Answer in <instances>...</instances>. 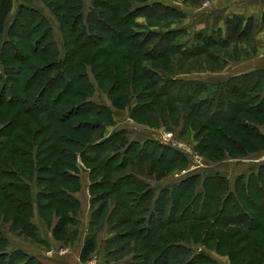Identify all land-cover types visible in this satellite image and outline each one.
Instances as JSON below:
<instances>
[{
    "label": "trees",
    "instance_id": "1",
    "mask_svg": "<svg viewBox=\"0 0 264 264\" xmlns=\"http://www.w3.org/2000/svg\"><path fill=\"white\" fill-rule=\"evenodd\" d=\"M73 1L76 3L73 8L74 17L72 23L69 24L76 35L71 39L72 42L65 41L66 51L64 57H61L58 49L55 52L47 49L48 46L39 49V45L46 40V37L49 38L51 34L54 36L52 26L49 27L50 30L45 28V31L48 30L47 33H42L39 37L34 38V42L31 44L33 51L28 52V54L25 53L21 46L22 40L28 35L32 36L39 28L46 27L48 21L36 8L21 4L8 30H6L7 20L13 11L14 1L0 0V108H8L5 121L0 122V150L10 153L8 157L14 160L12 163L9 161L1 163L3 166H0V210L5 202L14 205L13 209L18 215H14L11 219L13 227L18 226L23 232L27 230L30 237L49 248L51 245L42 235L41 226L49 230L54 239L64 241L68 245L74 244L77 239L79 229L76 224L80 222V215L78 216V214H80V204L82 206L81 200L74 195L75 192L80 191V186H82L80 176L75 173L80 168L77 164L79 155L84 163L92 164L98 161V165H100L99 167L90 168L93 181L90 183V192L95 190L102 182L97 181L98 179L92 176L98 170L102 169L104 171L103 178L105 179L110 171L111 173L116 172L126 167L127 164L133 165L136 161L142 162L150 157L154 160L150 166V170L153 171L159 165L155 161L159 162L161 158L153 154L154 151H159L161 148V145L154 142V140L148 138L145 140H130L123 129L106 135L108 125L101 124L99 126L96 124L94 126V122L87 118L94 115V112L98 116L99 111L106 106V104H99V102L92 99V92L95 90V85L92 82L88 80L81 82L89 78V74L83 71L88 64L97 78L98 86H104L105 82H110V96L113 95V91L123 92L122 81L124 77L122 74L114 73L109 62L110 57H117V61L127 60L129 64L132 63L134 72H140V75H135V80L146 79L148 81L147 88L154 91L151 92L153 96L170 93L168 95H171V99L175 102L187 104L192 102L191 106L196 109L197 114L202 113L200 108L205 107V104L213 105L214 103L217 104L218 109L213 113L219 114L222 111L219 107L224 104L218 96L225 94L227 97H234L235 99L232 98L228 103L226 102L230 105L231 110L225 114V117L221 116L224 117L223 121H238L239 126L237 127L242 130L241 136L246 140V143L250 144L252 149L264 148V92L247 97L248 92L255 89L258 81L264 76V68L231 75L222 81L210 82L199 79L168 78L167 74L161 72V70L154 68L152 65L143 64L146 60L156 61L161 59L169 51L181 56H190L203 51L210 45L224 44L227 37L222 35L227 30H230L231 35L244 31L245 18L240 15H233L226 18L225 26H211L192 32L187 27H170L165 30L150 28L144 33L140 24L138 22L132 23V21L142 15L140 11L145 6L152 10L156 5H160L164 9L175 8L181 13L182 19H186L187 14L183 10L169 6L159 0L144 6L131 5L128 0H118L115 5L111 4V6L108 2L96 3V6L101 5L102 9H91L85 16L82 0ZM105 3L108 8L103 6ZM48 5L51 6L52 11L62 24L64 17L58 14L57 11L60 6L50 3ZM87 17H89V20H87ZM85 20L89 24H84ZM217 22L219 23V21ZM131 23L140 30L128 28ZM94 26H97L100 32L103 31L102 34L93 31ZM3 33H6L7 37L2 41ZM181 35L185 36L187 40L172 42V38L178 39ZM17 39H19V42ZM190 40L194 41L191 42V45L187 44ZM104 42L109 44L104 46ZM36 44H38L37 49H34ZM114 46L118 51L114 50ZM122 47L129 48L133 53L127 50H119ZM37 53L42 54V57L38 59L42 60L41 63L43 64L38 66L28 65V62ZM80 53L83 56L79 57ZM81 57L87 58L88 63ZM9 60L14 61L15 64L8 63ZM249 82L251 83L247 84ZM16 86H18V89H15ZM216 87L217 90L213 92V95L202 100H195V97L201 92ZM122 96L123 94H120L111 100L115 108L122 109L125 107L121 102ZM95 108L96 110H94ZM205 110L203 115L213 120L215 116L209 115V107H205ZM24 117L35 124L34 130L30 128L31 130H26L23 135L22 133L14 134L17 129H20ZM109 121V125L115 124L113 114H110ZM100 128L101 130L105 129L103 133L92 138L90 134ZM227 129H230V125L218 128L216 131L221 136V134L226 135ZM232 133L235 138L239 137L237 132L232 131ZM139 140L144 143L141 144ZM106 147H109L107 150L110 149L109 158L108 156L102 157L103 150ZM99 148L100 150L96 154L89 155L84 151H94ZM149 149L151 150L148 153ZM129 151L132 152V155ZM115 158L118 163L112 167L111 161L113 163ZM172 159V157L169 158V160ZM214 172H210L202 179L200 174H192V176L185 179L198 175L202 181L204 191L198 192L195 198L191 197L192 199H180L177 196L180 184L173 185L171 189L163 190V193L157 196L156 191L150 186L142 187L140 190L135 189V183L139 180L142 186H145L144 183H148L133 172H125L118 176V179H115L112 189L122 191L125 187H132V189L126 190V195L122 198V203L129 209L130 214L139 215L146 211V214L133 221L135 226L128 232L141 239L143 249L150 246V248L154 247L157 250L154 257H148L147 252H138L133 258L135 262L130 264H179L170 261H173V259L179 260L181 256H187L182 264H195L203 257L210 259V255L205 253L198 245H187L191 243L186 240L189 239L188 236H177L178 243L162 240L161 242H165L164 245H161L159 241L158 244L151 246L149 240L153 235L158 234L160 224L172 223L174 218L175 222L189 218L204 219L207 214L206 212H199V207L207 203L206 197L211 196L209 195L211 192L209 190L207 192L205 188H208L213 180H227V177L219 174L218 171H216V174ZM263 179L264 163L259 164L257 170L252 168L250 174L243 173L239 175L235 181V186L237 187L241 183L244 198H250V185L254 184L257 189L264 190ZM104 182L106 181L104 180ZM110 185L107 184V189L108 187L110 189ZM114 191L117 192V190ZM259 193L264 195V191L259 190ZM148 194L152 195L149 202H147ZM98 197L97 194H93L89 198L91 204L90 218L88 220V231L80 252L81 261L86 260L99 247L97 242L99 231L97 228L100 229L99 220L102 218L98 212L99 206L92 210L94 204L99 200ZM145 202H147L146 208H144ZM229 202H232L230 207L228 206ZM248 205L240 200V197L235 194V190H228L225 202L215 211L214 219L221 224L224 223V225L230 222L239 223V225L246 223L247 229H250L249 227L256 229L252 225V222L256 220L252 209H255L257 204L250 201ZM7 208L4 209L6 214H8ZM125 211L128 212L126 209ZM20 212L23 214H20ZM261 213L260 217L264 220V211ZM34 216L41 225L34 221ZM118 220L119 222L116 221L115 225H123L129 221L123 217ZM156 222L158 225L155 224ZM260 224L263 225L261 221L258 225ZM97 225L99 227H96ZM109 227L114 229L112 226ZM227 228V226H223L217 232L216 247L221 250L220 243L227 242L231 252L236 251L232 250L234 245L230 241L235 243L241 235H244V240L248 239L250 235L241 234V228H238V231ZM0 233L2 232L0 231ZM208 234L211 237L214 236L215 232L213 230L208 231ZM126 235L127 232L118 233L113 238L108 239L106 244L109 246L111 242L117 243L115 238L120 236L119 239H125L124 236ZM3 242L5 240L0 239V244ZM246 246L238 254L245 251ZM121 247L106 251L103 246L106 260L101 259L100 264H120L115 259L110 260L109 258L118 254L122 249ZM174 250L175 252H173ZM259 251L260 254L264 253V240L261 241ZM247 258L248 260L240 263L254 264L252 261L255 258ZM213 262L218 264L216 260H213ZM0 264L46 263L20 248H12L11 250L6 248L0 251Z\"/></svg>",
    "mask_w": 264,
    "mask_h": 264
},
{
    "label": "rangeland",
    "instance_id": "2",
    "mask_svg": "<svg viewBox=\"0 0 264 264\" xmlns=\"http://www.w3.org/2000/svg\"><path fill=\"white\" fill-rule=\"evenodd\" d=\"M13 1L14 7L7 20L6 30H8V27L14 19L16 12L21 4L36 8L48 21L46 27L39 28L36 33H33L32 36L28 35L29 37L27 36L24 38V40H22L21 46L23 48V51L27 54L28 52L33 51V47H31V44L32 42H34V38L39 37L42 33H47L48 30H50L49 27L52 26L54 29V36L51 34L49 38L46 37V40L39 45V49L44 46H48L47 49L53 52L58 49L60 51L61 57H64L66 51V46H64L65 41L67 40L72 42L71 39H73V36L76 35V33H73V31L71 30L69 24L73 21V8L76 4L75 1ZM154 1L157 0H128L131 5L135 6H144ZM159 1H162L169 6H173L170 3L174 5L176 4V8L186 12L187 21L186 19H182L181 13L178 12L175 8V10L172 8L164 9L162 6L156 5L152 10L151 8L145 6L140 11L142 15L132 21V23L138 22V24H140V26L142 27V31H144V33L150 28H154V30H165L170 27H187L191 29V32L194 30H198V28L202 27L201 25L203 24L205 18V12H209L212 10L211 7L213 3L212 0H209V3H207V0ZM168 1L170 3H168ZM82 2L84 15L87 16L91 9H102L101 5L96 6V3L108 2L111 6V4L115 5L118 0H82ZM48 3L57 4L60 6L57 11L58 14H61L64 17V22L62 24L59 22ZM106 3L103 4V6L105 8H108L105 6ZM212 18L213 17L211 16V19ZM87 20H89V17H87ZM212 20V27H218L219 23L217 22L216 18ZM245 21L246 25L244 27V31H242L241 33L231 35L230 30H227L228 32L226 31L224 35H222L227 37V41L224 44L218 43L210 45L203 51H199L190 56H181L179 54L173 53V51H169L165 55V57L156 61L146 60L143 64L152 65L154 68L161 70V72L167 74L166 76L168 78L177 77L199 79L210 82L222 81L232 74L240 73L246 70H256L264 68V24L252 27L251 19L245 17ZM85 23L89 24V22H87L86 20L84 24ZM132 23L128 28L133 30H140L138 27L133 26ZM96 27L97 26H94L92 30L98 34H102L101 32L103 31L100 32V29ZM45 28H48V30L45 31ZM48 35H50V33H48ZM6 37L7 34L3 33L2 41L5 40ZM177 40L184 42V40H187V38L182 35L178 37V39L172 38L173 43L177 42ZM17 41L19 42V39H17ZM153 41L154 39L152 40V42ZM191 42L193 43L194 41L190 40L187 44L191 45ZM106 44L109 43H103L104 46ZM37 45L38 44H36L34 49H37ZM114 50L118 51L116 46H114ZM119 50H127L128 52H132L127 47L119 48ZM78 56L80 57L83 55L82 53H80ZM41 57L42 54H35L28 62V65L33 64L38 66L40 64H43L41 63L42 60L38 59ZM81 58H83L85 62L88 63L87 58ZM117 59V57H110L109 62L111 70H114V73L117 72L118 74H122L124 77L122 81L123 92L113 91L112 96H110L109 94V92H111L109 81L105 82L104 86H98L97 78L91 71L90 65L88 64L87 67L83 69L85 73L87 72L89 74V78L81 82H86L88 80L95 85V90L94 92H92V99L99 102V104H106V106H108H104V108L99 111L98 116L94 112V115L88 116L87 118L90 121L94 122V126H96V124H98L99 126H101V124H105L106 126L108 125V130L105 132L106 135H109L114 131L116 132L119 129H123L127 134L128 139L130 140H145L147 138L149 140H154V142H157L161 145V148L159 151H154L153 154L161 158L159 162L155 161V163L159 165H157L156 169L153 171L150 170V166L152 165V162L154 160L153 158L149 157L142 162L136 161V163L133 165L127 164L126 167H123L121 170H118L116 172L112 171L113 173H111L110 171L108 177H106L105 179L103 178L105 173L102 169L98 170L96 173H94V175L92 174L95 179H98L97 181L102 182L99 186H97L95 190H92L91 192L88 190V193H86V195L83 193L82 197L80 198L82 206L80 204L79 208L81 209V211L79 209L80 214H78V216L80 215V222L76 224L79 231L76 237L79 238L80 233L81 235L87 234L89 225L88 220L90 218L89 210L91 207L89 198L93 194H97L99 196V200L96 204H94L92 210L96 209L97 206H99L98 212L101 214L100 217L102 219L99 220L100 229L97 228V230L99 231L97 239L99 247L96 248L95 253H97L102 260H106V258L104 257L103 246L106 251L111 250L115 247L119 248L121 246H124L121 247L122 249H120L121 251L118 254L109 258L110 260L115 259L116 261L120 262V264H130L132 262H135L133 258L140 251L147 252L148 257H154L157 253L156 248H150L149 246L147 247L148 249H143L144 247H142L143 242H141V239L136 237L135 234L133 235V233L128 232V230L130 231L135 226L133 221H135L136 218H139V216L146 214V211L140 213L139 215L130 214L131 212L129 211V209L123 205L122 198L124 195H126V190L130 188L132 189V187H125L124 189H122V191H119L118 189H112V184H114L115 179H118V176L122 175L125 172H133L140 178H142L144 182L148 183H144L145 186H142L139 180L137 183H135V189L140 190L142 187L150 186L153 187L155 191L159 190L158 192L156 191L157 196L163 193V190L167 188L171 189L173 185L180 184V186H178L179 191H177V196L180 199H187L191 197L195 198L198 192L204 191V187L202 181L200 180V176H193L192 178L185 180L186 178H189L190 176H192V174H200L202 179L210 172L215 171L214 173L216 174V171H218L219 174L226 176L227 180H213V183H210L208 185V188H205L207 192L208 190L211 192L209 193V195L211 196H208V198L206 197L207 203L199 207V212H206L207 214L206 216H204V219L202 220L199 218H189L184 221L177 220L175 222L174 218L172 223H168L167 225L160 224L158 227V234L153 235L149 240L151 242V246L153 244H158L159 241L161 245H164L165 242H161L162 240L167 242L176 241L175 243H178L177 240L179 239L177 238V236H188L189 239L186 240L191 243L187 245H198L199 248L210 255V259L207 257H203L198 261V263L195 264H214L213 260H216L218 264H242L240 262L248 260L247 257H252L253 259L255 258L252 261L254 264H264V253H259L261 241L264 240V220L262 217H260V214H262L261 212L264 211V195L263 193L260 194L259 190H264L260 188L257 189L256 186L252 184L249 187L250 198H244L241 183L238 184L237 187L235 186V181L239 175L243 173L250 174L252 168H256V170L259 169V164H262L264 161V148L252 149L251 145L246 143V140L241 136L242 130L240 129V127H237L239 126L238 121H223L224 117L226 116L225 114L229 113L231 110L230 105L226 104V102L228 103L229 100L235 98L227 97V95L225 94L219 95L218 98L222 100L224 104L222 107H219L222 109L219 114L213 113L218 109L217 104H205V107H209V115L215 116L213 120H210V118H207L203 115L206 111L205 107L200 108L202 113L200 112L201 114L199 113V115L197 114L196 109L191 106V104H193L192 102H190L189 104L175 102L171 99V95H168L170 93L164 94L162 96H153L151 92L154 91L151 88H147L148 81L146 79L135 80V75H140V72H134L132 63L129 64V61L127 60L117 61ZM8 63L15 64V62L11 60H9ZM80 70L82 71V69ZM250 83L251 82L247 84ZM15 89H18V86H16ZM216 90L217 87L211 88V90L209 91H203L201 92V94L195 97V100L197 101L205 99L206 97L213 95V92H216ZM261 92H264V76L258 81L257 87L248 92L247 97L249 98L250 96H254V94H259ZM120 94H123V96L121 97V102L125 106L122 109L115 108L111 102L113 98H116ZM94 110H96V108ZM97 110L99 109L97 108ZM0 112L2 113L0 115V122L5 121V115L6 112H8V108H0ZM110 114H113L116 121L113 125H109ZM225 125H230V129H227L226 135L221 134V137L219 136L220 133H218L216 130L218 128L224 127ZM34 126V123L27 119V117H24L22 118L20 129H17L14 134L22 133L23 135V133L30 128H33L32 130H34ZM103 130H101V128L98 130L96 129V131H93L90 136L92 138H95L96 136L98 137L101 133H103ZM232 131L237 132L239 137L235 138ZM164 134H169L168 136H172V138L175 137L176 140H179V142H183L184 147H180L177 145L175 147L173 145L171 146V144H169L170 142H167L163 138H161V136ZM26 135L28 136V134ZM140 143L143 144L144 142L140 141ZM108 148L109 147L104 148V153L102 155L103 158H105L106 156H108L109 158L110 154L108 155V153L110 149L107 150ZM99 150L100 148L94 151H84H86V153H89L90 155L96 154V152H98ZM150 150L151 149H149L148 153L150 152ZM129 153L132 155V152L129 151ZM9 154L2 149L0 150V166H3L1 163H4L6 161H9L10 163L14 161L10 157H8ZM171 157L173 159L169 160V158ZM116 163H118V161L115 158V160H113V163L111 161L112 167H114ZM77 164L80 166V168L75 173L80 176L81 181H83V183H86V178L90 177L89 181L90 183H92L93 181L90 174V168L99 167L100 165H98V161L92 164L84 163L83 159H81L79 155ZM104 180L106 182H104ZM262 182H264V179L262 180ZM107 184H111L110 189L109 187L107 189ZM114 190H117V192L115 193ZM228 190H235V194L240 197V200L243 203L247 205L250 201L257 204L255 209H252V213H254L256 216V220L252 222V225L256 229H251V227H249L250 229H247L246 223H243V225H239V223L234 224L230 222L229 224L224 225V223L221 224L216 219H214L216 215L215 211L218 210L220 206L225 202V197ZM164 193L166 194V192ZM147 196V202H149L152 199V195L148 194ZM147 202H145L144 208L147 207ZM231 203L232 202H229V207L232 206ZM6 207H8V214L4 213V209ZM13 208L14 205H9L7 202H5L3 208L0 210V231L2 232L0 233V239L5 240V242L0 244V251L6 248L7 250H11L12 248H20L25 251V249L27 248L26 250L28 252L32 250V252L34 251L40 253L43 251L45 252L47 249H50L49 247L30 237V233L27 230L23 232L18 226L13 227L11 219L14 215H18ZM125 209L128 212H126ZM196 210H198V208H196ZM20 214L23 213L20 212ZM120 217L126 218L129 221L123 225H115L116 221L119 222L118 219ZM260 221L263 223V225H258ZM155 224L158 225L157 222ZM99 226L97 225L96 227ZM109 226H112V228L114 229H110ZM223 226H227V229L232 228L234 230L241 228V234L246 233L250 236L248 239L244 240V235H241L235 243L233 241H230L234 245L232 247V250L236 251L231 252V250L229 249L230 246L227 242H224L225 244L220 243L221 250H218L216 247V236L217 232L221 230ZM212 230L215 232V234L214 236L210 237L208 231ZM123 232H127V235L124 236L125 239H119L120 236H118V238H115V240H117V243L111 242L109 246L108 244H106L108 239L113 238L114 236H116V234ZM258 238H260V240H258ZM245 245H247L246 250L238 254V252ZM173 252H175V250ZM59 253L58 255H60ZM89 257L87 259H89ZM186 257L181 256L179 260L173 259V261L170 262L182 264L186 260Z\"/></svg>",
    "mask_w": 264,
    "mask_h": 264
},
{
    "label": "crops",
    "instance_id": "3",
    "mask_svg": "<svg viewBox=\"0 0 264 264\" xmlns=\"http://www.w3.org/2000/svg\"><path fill=\"white\" fill-rule=\"evenodd\" d=\"M212 7L211 11L205 12V18L203 21V24L201 25V28H208L213 25L212 19L217 18V21H219L220 26H225V20L227 17H232L233 15H240L243 18L247 17L248 19H251V25L257 26L260 24H264V0H212ZM168 3H170L168 1ZM174 7H177V5L170 3ZM211 16L213 17L211 19ZM187 21V18H186ZM200 29V28H198ZM255 69L246 70L243 72H249L253 71ZM240 72V73H243ZM239 74V73H236ZM235 75V74H232ZM264 163V161H263ZM256 169V168H255ZM90 177L86 178V183H83L80 178V182L82 184V187L80 188V191L75 192L74 195L77 198H81L83 193L86 195L88 193V190L90 191ZM89 181V183H88ZM86 187V188H85ZM157 192L159 190H156ZM90 211V210H89ZM36 216V215H35ZM34 221L40 224L38 219H35ZM41 225V224H40ZM42 231V235L46 240L49 242L50 249H47L45 252H28L25 247V251L31 255L37 256L39 259L44 261L46 264H80V252L81 248L84 243V239L86 237L85 234L80 233L79 238L77 237L76 241L72 245L66 244L64 241H59L53 238L51 232L47 230L45 227H40ZM60 252V253H59ZM58 253L60 255H58ZM63 254V255H62Z\"/></svg>",
    "mask_w": 264,
    "mask_h": 264
},
{
    "label": "built area",
    "instance_id": "4",
    "mask_svg": "<svg viewBox=\"0 0 264 264\" xmlns=\"http://www.w3.org/2000/svg\"><path fill=\"white\" fill-rule=\"evenodd\" d=\"M210 1L207 0V3H209ZM169 135V134H168ZM166 134L162 135L161 138H163L165 141L170 142L169 144H171V146L173 145L174 147L180 146V147H184L183 142H179V140H176L175 137L172 138V136H168ZM162 141V140H161ZM178 148V147H177ZM180 149V148H179ZM101 258L97 253H93L89 259H86L84 261H81V264H100Z\"/></svg>",
    "mask_w": 264,
    "mask_h": 264
}]
</instances>
